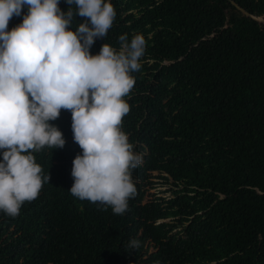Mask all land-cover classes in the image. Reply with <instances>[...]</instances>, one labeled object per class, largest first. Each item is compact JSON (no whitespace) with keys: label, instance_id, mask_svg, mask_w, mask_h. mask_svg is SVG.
<instances>
[{"label":"trees","instance_id":"obj_1","mask_svg":"<svg viewBox=\"0 0 264 264\" xmlns=\"http://www.w3.org/2000/svg\"><path fill=\"white\" fill-rule=\"evenodd\" d=\"M110 3L113 25L90 53L106 43L119 50L125 33L146 40L121 129L143 157L136 196L121 216L70 194L82 149L61 109L49 123L65 146L34 154L49 183L18 217L0 211V264H264V0ZM158 178L181 188L146 199Z\"/></svg>","mask_w":264,"mask_h":264},{"label":"clouds","instance_id":"obj_2","mask_svg":"<svg viewBox=\"0 0 264 264\" xmlns=\"http://www.w3.org/2000/svg\"><path fill=\"white\" fill-rule=\"evenodd\" d=\"M0 0V211L16 218L25 202L34 201L49 174L35 153L65 146L61 131L49 121L70 110L74 141L82 154L73 160L70 194L124 215L136 196L132 172L143 163L122 129L130 112L125 97L142 68L146 40L118 37L119 50L102 45L116 17L110 0ZM28 12L8 31L13 16ZM76 16L85 18L75 31ZM136 250L140 242L132 239Z\"/></svg>","mask_w":264,"mask_h":264},{"label":"rangeland","instance_id":"obj_3","mask_svg":"<svg viewBox=\"0 0 264 264\" xmlns=\"http://www.w3.org/2000/svg\"><path fill=\"white\" fill-rule=\"evenodd\" d=\"M257 19L260 23H264V17L263 16H259V17H257ZM152 174L157 175L158 172L154 171V172H152ZM153 180L156 184L154 185L153 188H151L147 191L148 195L146 196V199L157 197V196L165 197L167 199V198L173 197L175 194H177L178 190L181 188L180 184H178L176 186L173 185L171 178H168L167 180H164L163 178H158V179H153ZM179 193H181V192H179ZM175 220H176V218H175ZM165 221L169 222V223L176 222V221H174V219H167ZM176 224H177V222H176ZM180 229H181V227L177 228V230H180Z\"/></svg>","mask_w":264,"mask_h":264},{"label":"water","instance_id":"obj_4","mask_svg":"<svg viewBox=\"0 0 264 264\" xmlns=\"http://www.w3.org/2000/svg\"><path fill=\"white\" fill-rule=\"evenodd\" d=\"M232 3L235 4L236 7H237L239 10H241L243 13H245L246 15H248V12L245 11L243 8H241L238 4H236L234 1H232Z\"/></svg>","mask_w":264,"mask_h":264}]
</instances>
